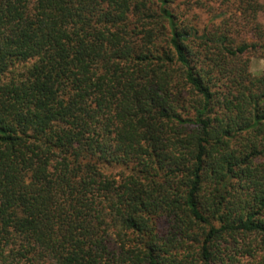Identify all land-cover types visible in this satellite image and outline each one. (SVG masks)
Returning a JSON list of instances; mask_svg holds the SVG:
<instances>
[{"label": "trees", "instance_id": "obj_1", "mask_svg": "<svg viewBox=\"0 0 264 264\" xmlns=\"http://www.w3.org/2000/svg\"><path fill=\"white\" fill-rule=\"evenodd\" d=\"M175 1L0 0V264H264V0Z\"/></svg>", "mask_w": 264, "mask_h": 264}, {"label": "rangeland", "instance_id": "obj_2", "mask_svg": "<svg viewBox=\"0 0 264 264\" xmlns=\"http://www.w3.org/2000/svg\"><path fill=\"white\" fill-rule=\"evenodd\" d=\"M234 0H211L207 4V8H214L218 11L220 10H226V14H230L232 11L235 10V7L233 5ZM190 2L192 0H176V7L175 10L181 15L183 19H185V16H189L194 19V21H202L205 20L207 17L205 14L202 13V10H200L197 6L192 5ZM220 7V9H219ZM218 11H215V13H207L208 17H210L213 14H217ZM249 57V70L251 73L255 75H264V56H259L258 54H250Z\"/></svg>", "mask_w": 264, "mask_h": 264}]
</instances>
